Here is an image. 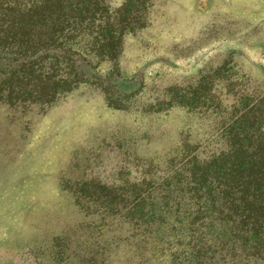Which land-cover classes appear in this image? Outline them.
I'll return each instance as SVG.
<instances>
[{
    "label": "rangeland",
    "instance_id": "374dc122",
    "mask_svg": "<svg viewBox=\"0 0 264 264\" xmlns=\"http://www.w3.org/2000/svg\"><path fill=\"white\" fill-rule=\"evenodd\" d=\"M104 1L108 16L146 23L125 34L115 58L93 54L101 44L92 25L63 47L84 52L102 88L80 84L47 105L0 98V264H264L216 262L200 250L212 242L194 245L186 225L138 227L79 189L137 181L148 165L158 176L185 144L201 159L225 148L232 105L264 97V0ZM33 2L0 0V19ZM202 77L213 105L168 106Z\"/></svg>",
    "mask_w": 264,
    "mask_h": 264
},
{
    "label": "trees",
    "instance_id": "16d2710c",
    "mask_svg": "<svg viewBox=\"0 0 264 264\" xmlns=\"http://www.w3.org/2000/svg\"><path fill=\"white\" fill-rule=\"evenodd\" d=\"M126 4L115 12L128 9ZM108 10L104 0H34L26 12L0 19V98L47 105L80 84L102 88L96 73L86 72L84 66L89 63L84 52L71 45L63 47L75 38L80 41V32L92 25L97 28L93 38L101 44L100 51L93 54L118 56L125 34L143 26L146 20L118 14L110 17ZM7 58H12L13 63L2 66ZM47 58L52 60L44 68L41 63ZM231 59L227 57V61ZM218 68L213 73L220 71ZM196 81L183 92H176L177 102L171 100L168 106L198 110L202 103L210 101L213 105L210 87L205 91L203 77ZM128 88L122 85L115 91ZM230 92L239 94L234 86ZM118 99L116 96L109 104L114 106ZM237 101L241 107L232 105L229 124L222 132L227 141L225 148L201 159L195 147L185 144L187 149H182L180 157L167 161L158 176L155 173L159 170L152 171L148 165L147 174L137 181L126 179L116 187L83 184L80 191L91 193L95 202L114 209L113 214L124 213V218L138 227L186 225L195 238L194 245L199 247L204 237L212 242L211 250L199 249L210 253L216 262L263 258L264 97L248 99L242 94ZM217 103L216 107H221Z\"/></svg>",
    "mask_w": 264,
    "mask_h": 264
}]
</instances>
